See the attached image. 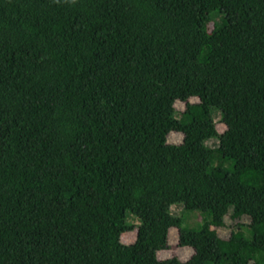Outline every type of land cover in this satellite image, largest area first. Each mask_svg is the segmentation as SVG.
Listing matches in <instances>:
<instances>
[{
    "label": "trees",
    "instance_id": "trees-1",
    "mask_svg": "<svg viewBox=\"0 0 264 264\" xmlns=\"http://www.w3.org/2000/svg\"><path fill=\"white\" fill-rule=\"evenodd\" d=\"M0 264H264V0H0Z\"/></svg>",
    "mask_w": 264,
    "mask_h": 264
},
{
    "label": "rangeland",
    "instance_id": "rangeland-1",
    "mask_svg": "<svg viewBox=\"0 0 264 264\" xmlns=\"http://www.w3.org/2000/svg\"><path fill=\"white\" fill-rule=\"evenodd\" d=\"M213 15L215 12L212 13ZM191 101L196 100L195 98L190 99ZM184 102L177 101L175 103V107L177 109H182ZM212 116L214 120L216 121V128L219 132L223 131L225 128V125L219 121V112L213 111ZM182 139V134L179 132H169L167 135V141L168 142H179ZM218 142L215 138H209L206 140V144L209 146H214ZM180 203H175L171 206V211L179 216H182L184 219V225L189 227H197L200 225L203 221V213L196 210H183L181 211V205H178ZM125 221L132 226V228L128 231H125L121 235V240L124 243H131L134 241L136 237V227L139 224L140 220L137 216H135L131 211L126 210L125 211ZM243 222H247L248 219L246 217L242 218ZM230 219L226 218L225 225L221 227H216V230L220 236L227 237L233 227V225L229 224ZM168 243L169 247L159 250L157 252V256L159 258H166L170 256H176L182 260L188 258L192 250L190 247L187 246H180L178 244V238H177V229L176 228H170L169 236H168Z\"/></svg>",
    "mask_w": 264,
    "mask_h": 264
}]
</instances>
